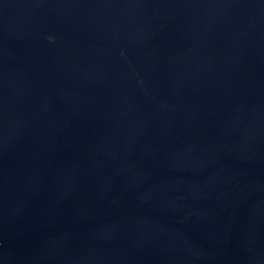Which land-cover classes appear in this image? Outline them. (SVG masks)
<instances>
[{
    "label": "water",
    "instance_id": "1",
    "mask_svg": "<svg viewBox=\"0 0 264 264\" xmlns=\"http://www.w3.org/2000/svg\"><path fill=\"white\" fill-rule=\"evenodd\" d=\"M0 264H264V0H0Z\"/></svg>",
    "mask_w": 264,
    "mask_h": 264
}]
</instances>
